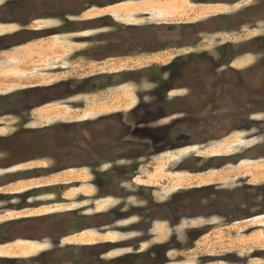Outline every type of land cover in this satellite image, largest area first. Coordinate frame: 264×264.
<instances>
[{
	"label": "rangeland",
	"instance_id": "rangeland-1",
	"mask_svg": "<svg viewBox=\"0 0 264 264\" xmlns=\"http://www.w3.org/2000/svg\"><path fill=\"white\" fill-rule=\"evenodd\" d=\"M133 1L80 15L137 24L96 50L121 59L41 74L68 65L57 39L0 51V94L115 72L0 118V264H264V0ZM169 24L187 46L151 52L143 26ZM24 126L29 144L5 139Z\"/></svg>",
	"mask_w": 264,
	"mask_h": 264
},
{
	"label": "flooded vegetation",
	"instance_id": "flooded-vegetation-1",
	"mask_svg": "<svg viewBox=\"0 0 264 264\" xmlns=\"http://www.w3.org/2000/svg\"><path fill=\"white\" fill-rule=\"evenodd\" d=\"M129 1L130 0H110V2L108 3L101 2L97 4L95 3V0H1L0 24L14 25V28L7 32H0V51L25 47L33 41L57 39V41H59L58 45L60 46V49L52 51L51 54H66L67 56H61L60 58H57V60L58 62H62L64 60L68 65L64 66L63 63H56L52 66L45 64L47 65L45 67L43 66L44 63H41L37 68L38 70L40 69L39 71L41 74H47L48 72L46 73V71H43L46 69H55V71L58 73L63 72V69L71 67L72 63L70 62H75V60H78L82 55H86V53H89L91 56H86L87 58H90L91 60L93 59L98 63L105 62L111 59H121L125 57V55L129 54L125 53L120 55H101L97 53L96 50L97 48L105 45H110L113 43L116 44V36L118 34L136 28L134 25L137 24L120 22V19L118 18H120L121 16L117 15L118 18H113V15H115L113 13L101 15L97 14V16H90L89 18H81L80 15L93 8L118 7L119 5H123L124 3ZM70 2H73V4L70 5ZM57 9L61 10L57 11ZM142 14L144 15L148 13H141V16L139 18L144 17ZM146 17L148 16L146 15ZM36 22H42V26L39 28L31 25L32 23ZM160 25L156 26L154 30L149 29L151 27L153 28L154 26H143V28L148 29H146L147 32L153 33L159 38H164L166 42L165 47L156 49L151 52H155L158 50H168L172 47L181 48L182 46H187V44L177 45L185 37L179 29L181 26L169 24L168 26H166V29L161 32L159 30H161V28L164 29L165 27ZM82 26H92L91 29L109 28L111 30H109V32L107 33L106 31H101L100 34H94L91 36L83 34L85 30L89 29L82 30ZM157 30L161 34H159ZM170 32L173 33V36L169 34ZM201 33L196 34H199L201 37ZM171 37H173V40H171ZM177 39H180V41ZM196 39H198V35L196 36ZM66 43L71 44L72 46L68 47L66 46ZM85 43H91V46H88L86 48L79 47V45ZM60 50H62V52H60ZM140 52L142 54V51ZM140 52L137 54H140ZM44 57L46 58L45 55ZM48 59H45L44 62H48ZM162 65H164L163 68H165V64ZM106 73V71H101L84 77H72L66 79L60 78L52 83H26L20 87L13 88V90H11L10 92L8 91L1 93L0 118L5 115L7 116V112L9 113V116L10 114L15 116L20 114L22 115L26 112H28L27 114L30 115L32 110L44 106V103L50 99L58 100L64 97L68 99L72 97L74 98L77 94L74 93L75 90L74 88L70 87V84L78 79H84L85 81H88L91 91L94 92L98 90L101 84L111 80V77L115 72L111 71L108 72V74ZM195 74L201 76L204 75L203 72L200 74L196 72ZM31 130V127L26 126H24L23 128H16L14 132H11L8 136H5V139H8L11 142L17 141L22 143L23 145H25L26 143L29 144L30 142H28L27 134L31 133ZM44 143H46V141H44ZM76 151L77 150H74L72 148V150L68 152L76 153ZM1 243L2 241L0 242V244ZM39 244H43L42 240Z\"/></svg>",
	"mask_w": 264,
	"mask_h": 264
},
{
	"label": "crops",
	"instance_id": "crops-1",
	"mask_svg": "<svg viewBox=\"0 0 264 264\" xmlns=\"http://www.w3.org/2000/svg\"><path fill=\"white\" fill-rule=\"evenodd\" d=\"M130 2V1H129ZM132 2H134L133 3V5L135 4V1H132ZM128 5V2H126V6ZM136 6H139V7H144L145 8V5H144V3L142 2V5L141 4H138V5H136ZM112 8V7H111ZM93 9H95V8H93ZM98 12L99 13H101V9H99L98 10ZM114 13H116V15H119V10H114ZM96 14V13H95ZM31 249H33L34 248V245H31V247H30Z\"/></svg>",
	"mask_w": 264,
	"mask_h": 264
}]
</instances>
